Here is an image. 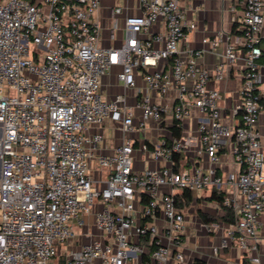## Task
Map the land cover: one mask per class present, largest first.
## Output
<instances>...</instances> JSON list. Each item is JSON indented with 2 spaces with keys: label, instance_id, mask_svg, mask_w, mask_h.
<instances>
[{
  "label": "built area",
  "instance_id": "1",
  "mask_svg": "<svg viewBox=\"0 0 264 264\" xmlns=\"http://www.w3.org/2000/svg\"><path fill=\"white\" fill-rule=\"evenodd\" d=\"M138 5L141 13L124 19L123 43L105 48L94 20L100 0H0V264H183L185 208L175 195L205 189L222 192L233 210L227 237L244 257L236 264H263L264 0H234L241 35L238 45L226 43L213 71L197 64L204 49L181 47L197 24L178 0ZM224 37L219 31L202 41L214 49ZM238 59V100L225 121L220 91L208 83L211 76L220 81ZM114 65L121 66L117 78L125 87H135L134 71L142 68L148 90L174 92L173 102L143 94L136 119L123 92L112 99L101 94V78ZM194 108L196 136L141 144L164 166L134 169L130 137L100 152L106 120L124 133L143 134L148 121L180 125ZM228 145L233 169L222 173ZM192 147L206 155L207 168L176 167L174 155ZM203 226L211 232L218 223Z\"/></svg>",
  "mask_w": 264,
  "mask_h": 264
},
{
  "label": "crops",
  "instance_id": "2",
  "mask_svg": "<svg viewBox=\"0 0 264 264\" xmlns=\"http://www.w3.org/2000/svg\"><path fill=\"white\" fill-rule=\"evenodd\" d=\"M179 4L185 9L186 17L189 21H194L197 28L186 32L181 47H190L192 49H204L205 51L197 58V64L200 67L213 71L220 60V54L223 52L227 42L238 45L240 32L234 22V13L230 7L234 0H178ZM120 9L118 12L116 9ZM239 11V9H237ZM141 13L138 0H100V6L95 13L94 20L100 25L99 45L105 48L120 46L124 41L123 22L125 17L139 15ZM159 23L151 27V31L156 33L160 30ZM224 33V40L214 49L208 42L202 39H211L217 32ZM262 47L264 48V13L261 28ZM237 47V46H236ZM261 72L263 81L260 86L261 101L264 104V58L261 59ZM242 61L236 60L229 64L220 81H215L211 76L208 86L220 91L221 99L219 105L225 121L231 107L237 102V89L241 82ZM121 70L120 65H114L101 78V94L106 99H112L116 93L123 92L126 95L128 106L134 107L135 118L137 119L140 111L135 107L143 94H149L151 100L155 103L165 104L173 102L174 92L167 96H159L155 92L148 90L142 77L143 69L136 68L134 71L135 87H125L118 80L117 74ZM149 70H152L150 68ZM200 112L192 109L191 114L186 117L179 126L180 136L187 134L197 135L196 127ZM235 122V120H234ZM177 125V124H176ZM258 128L264 133V114L260 116ZM173 121L169 118L161 123L148 121L144 133L132 132L124 133L119 127H115L109 120L101 126L100 130L104 135V141L101 144L100 152L110 153L114 147L122 142L124 137L132 138L134 142L133 167L136 170L145 168H157L164 166L166 161L150 158L141 150L143 142L151 144L161 142H171L178 138L173 134ZM95 128L89 129L90 132ZM198 147H192L181 153L179 161L175 160L176 167L192 169L194 166L207 168L209 161L203 152H197ZM222 169L225 173L233 169L231 146L225 149ZM180 155V154H179ZM213 189H205L199 193H191L190 204L185 207L186 231L184 235V262L183 264H192L198 259L203 264H236L244 259L242 257L235 240L227 237V231L233 224L223 220V209L214 200H210ZM198 211L215 217L210 223H218L215 231L208 232L199 216ZM261 226L259 228L258 254L261 262L264 264V209L260 215ZM224 237L229 238L228 245L221 247V241Z\"/></svg>",
  "mask_w": 264,
  "mask_h": 264
},
{
  "label": "trees",
  "instance_id": "3",
  "mask_svg": "<svg viewBox=\"0 0 264 264\" xmlns=\"http://www.w3.org/2000/svg\"><path fill=\"white\" fill-rule=\"evenodd\" d=\"M262 58H264V55ZM173 128H174L173 134L179 137L180 128L178 125H176L175 122H173ZM180 157H181V154L174 155V159L177 161H179ZM191 198H192L191 193L188 190H182L181 192L176 193L175 195L177 204L183 208L187 207L190 204ZM209 199L216 201V203L223 209L224 211V215L222 216L223 220H225L226 222L230 224H233L235 222V216H234L232 208L223 204V193L222 192L217 193L216 191L213 190ZM198 213L203 223H210L212 220L216 219L215 217L214 218L210 217L209 215L204 214L200 211H198ZM192 264H203V262L201 260L196 259L193 261Z\"/></svg>",
  "mask_w": 264,
  "mask_h": 264
},
{
  "label": "rangeland",
  "instance_id": "4",
  "mask_svg": "<svg viewBox=\"0 0 264 264\" xmlns=\"http://www.w3.org/2000/svg\"><path fill=\"white\" fill-rule=\"evenodd\" d=\"M79 230V227H75V231H78Z\"/></svg>",
  "mask_w": 264,
  "mask_h": 264
}]
</instances>
